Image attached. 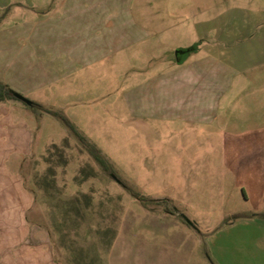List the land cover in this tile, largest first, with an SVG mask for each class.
<instances>
[{
    "label": "rangeland",
    "instance_id": "1",
    "mask_svg": "<svg viewBox=\"0 0 264 264\" xmlns=\"http://www.w3.org/2000/svg\"><path fill=\"white\" fill-rule=\"evenodd\" d=\"M8 1L22 3L0 0V21L29 20L39 11L23 4L7 8ZM23 1L33 6L44 2ZM186 1L210 7L202 17H217L220 64L242 69L234 74L229 94L237 110L244 103L252 115L246 130H235L250 146L229 153L223 146H209L213 137L184 132L170 122L147 125L132 116L131 88L149 74L140 71L139 77L132 71L145 56L128 43L74 70L72 59L59 58L56 82L25 97L45 101L50 105L38 104L67 116L108 159L111 172L100 167L59 118L6 99L24 106L37 122L32 132L26 127L33 141L20 170L31 199L23 200L22 264H264V217L229 216L264 213V119L253 120L264 111V0ZM48 2L45 13L53 11L57 0ZM170 44L161 42L154 52L164 53ZM155 45L146 40L139 46L151 50ZM168 58L175 61L174 54ZM246 172L257 175L261 184L249 202L239 187ZM246 188L252 191L253 186Z\"/></svg>",
    "mask_w": 264,
    "mask_h": 264
},
{
    "label": "crops",
    "instance_id": "2",
    "mask_svg": "<svg viewBox=\"0 0 264 264\" xmlns=\"http://www.w3.org/2000/svg\"><path fill=\"white\" fill-rule=\"evenodd\" d=\"M48 1L38 6L23 0L14 2L15 7L23 4L39 11L29 20L7 17L0 21L1 83L31 96L56 82L59 58L72 59L74 70L75 65L87 66L86 60L106 57L117 47L125 49L128 43L145 56L132 71L139 77L140 71L143 76L149 74L148 78L141 76L143 79L136 80L131 88L132 116L146 120L147 125L170 122V126L177 125L184 132L189 129L213 137L215 141L209 146H223L229 153L242 152L250 146L249 139L235 130H246L252 115H247L244 103L238 114V103L229 94L234 91V74L242 69L220 64L215 38L217 17L211 13L209 18L202 17L209 6L198 2L196 7L186 0H57L53 11L45 13ZM14 4L8 1L4 6ZM152 8H157V13L153 14ZM146 40L156 45L151 50L140 48ZM48 41V51L42 53ZM161 42L171 43L163 50L168 56L154 52ZM193 46L196 49L188 51ZM47 52L51 53L46 56ZM170 54H174L175 61L168 58ZM43 57L51 60L43 61ZM154 64L161 67L150 72ZM255 115L253 120L264 119V111ZM35 123L34 115L18 102L0 101V264H22V216L26 225L23 200L31 199L23 187L20 170L22 157L31 153L33 141L26 127L32 132ZM246 164L250 167L251 163L248 160ZM250 184L252 191L246 188ZM259 185L257 175H243L239 187L245 202L259 195ZM243 213L254 214L238 211L229 216Z\"/></svg>",
    "mask_w": 264,
    "mask_h": 264
},
{
    "label": "trees",
    "instance_id": "3",
    "mask_svg": "<svg viewBox=\"0 0 264 264\" xmlns=\"http://www.w3.org/2000/svg\"><path fill=\"white\" fill-rule=\"evenodd\" d=\"M196 49V46H193L189 48L188 51H194ZM15 91L10 88L7 84L0 82V101H4L6 99H17L14 95ZM34 109H40L42 111L47 112L48 114L59 118L69 129L70 133L77 139V141L81 144V146L90 154V156L100 165V167L105 172H111V164L108 161V159L101 153V151L92 144L76 127V125L64 114H62L59 111H55L53 109L46 108L36 102L33 101V104L31 105ZM127 187V186H126ZM128 191L132 196L139 197V194H137L134 190H131V188L127 187ZM142 201L146 202L148 201L147 198H140ZM152 201V200H151ZM166 201V200H165ZM164 202V200H163ZM261 216L264 217V214H253V216ZM249 214H242L234 216V218H240V217H249Z\"/></svg>",
    "mask_w": 264,
    "mask_h": 264
},
{
    "label": "water",
    "instance_id": "4",
    "mask_svg": "<svg viewBox=\"0 0 264 264\" xmlns=\"http://www.w3.org/2000/svg\"><path fill=\"white\" fill-rule=\"evenodd\" d=\"M15 97L19 100H21L22 102L26 103L27 105L31 106L33 104V101L26 98L24 95H22L21 93L15 92L14 93ZM117 181L120 183V180L117 179Z\"/></svg>",
    "mask_w": 264,
    "mask_h": 264
}]
</instances>
